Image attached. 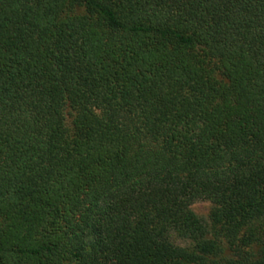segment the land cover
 I'll return each instance as SVG.
<instances>
[{
  "label": "trees",
  "instance_id": "trees-1",
  "mask_svg": "<svg viewBox=\"0 0 264 264\" xmlns=\"http://www.w3.org/2000/svg\"><path fill=\"white\" fill-rule=\"evenodd\" d=\"M0 264H264V0H0Z\"/></svg>",
  "mask_w": 264,
  "mask_h": 264
},
{
  "label": "rangeland",
  "instance_id": "rangeland-1",
  "mask_svg": "<svg viewBox=\"0 0 264 264\" xmlns=\"http://www.w3.org/2000/svg\"><path fill=\"white\" fill-rule=\"evenodd\" d=\"M191 210L196 216L201 218L206 223H209V214L211 210V204L208 201L199 200L195 202L192 205ZM178 244H181V243L178 242Z\"/></svg>",
  "mask_w": 264,
  "mask_h": 264
}]
</instances>
